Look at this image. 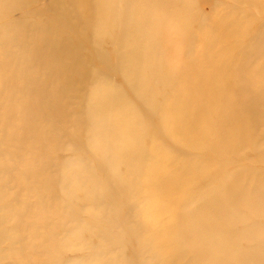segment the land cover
<instances>
[{"label":"rangeland","instance_id":"1","mask_svg":"<svg viewBox=\"0 0 264 264\" xmlns=\"http://www.w3.org/2000/svg\"><path fill=\"white\" fill-rule=\"evenodd\" d=\"M0 264H264V0H0Z\"/></svg>","mask_w":264,"mask_h":264}]
</instances>
